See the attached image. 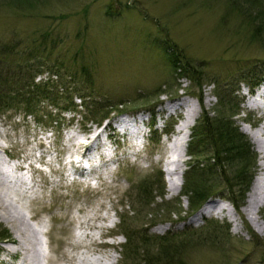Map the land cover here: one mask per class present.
I'll return each mask as SVG.
<instances>
[{
  "label": "rangeland",
  "instance_id": "1",
  "mask_svg": "<svg viewBox=\"0 0 264 264\" xmlns=\"http://www.w3.org/2000/svg\"><path fill=\"white\" fill-rule=\"evenodd\" d=\"M109 10L121 11L110 17L106 15ZM256 28L251 18L230 7L229 0H0V45L19 50L26 46V51H34L28 55L29 64L40 62L43 69L57 64L61 77L72 75L84 84L89 80L94 89V98L83 108L73 99L76 109L63 111V99L62 107H57L60 111L48 101L40 105L38 115L10 110L0 114V146L4 150L0 151V168L11 177L10 189L1 191L0 197L38 236L39 254L34 264L125 263V238L117 235L120 216L128 217L130 227L149 238L164 234L181 238L176 243L183 248L169 264H264V201L256 215L260 231L242 213L251 184L261 173V153L244 128L254 130L264 123L246 109L247 83H238L264 70V47L253 37ZM167 39L201 72L200 88L181 77L169 63V55L153 45L155 41L166 45L163 41ZM42 43L47 49H42ZM46 77V73L39 74L35 82ZM221 90L227 92L236 111L234 125L251 144L255 167L242 202L238 200L239 187L233 188L235 194L220 193L229 188L219 169L220 187L213 191L216 195L197 209L225 203L235 212V221L207 213L197 220L198 211L183 222L193 211L187 199L180 198V191L189 166L198 160L187 155L189 138L180 163L179 190L170 191L165 154L175 150V127L189 115L172 106L177 100L191 101L198 112L195 122L204 112L209 117L220 113L227 116L233 112L219 106ZM199 94L201 102L194 97ZM115 105L124 112L117 113ZM152 106L155 108L150 114H145ZM106 112H110V121L124 114L141 116L145 122L137 137L143 148L134 159L128 152L133 150L130 143L114 133L109 137L112 145L106 147L108 154L117 153L121 161L103 168L111 170L106 182L96 190L68 185L62 172H70L68 157L75 150L69 138L91 134L96 123L104 121L100 119ZM166 128L170 133L162 136ZM260 140L264 148V133ZM75 158H79L77 154ZM20 164L25 167L22 171L16 169ZM159 175L162 196H157L158 177L149 187L152 194L145 206L136 199L139 185ZM231 198L237 204L234 207ZM0 225L16 241L11 224L0 218ZM222 225H227L228 232L221 230L225 235L220 237L217 226ZM12 248V244L0 246V264L19 263L21 254L9 253ZM139 259L142 257L138 255L132 264H143Z\"/></svg>",
  "mask_w": 264,
  "mask_h": 264
},
{
  "label": "trees",
  "instance_id": "2",
  "mask_svg": "<svg viewBox=\"0 0 264 264\" xmlns=\"http://www.w3.org/2000/svg\"><path fill=\"white\" fill-rule=\"evenodd\" d=\"M232 3L235 6H232ZM229 4L235 12L251 18L252 23L257 25V28L253 30V37L264 47V0H231V2L229 0ZM120 11L115 13L109 10L106 15L114 17L120 14ZM153 43V45L163 49L167 56L169 55V63L175 71H178L181 77L188 79L192 86L201 87V72L185 58L183 59V56L177 52L176 46L172 42L167 39L163 41L166 44L163 46L160 44L162 41ZM41 47L42 49H47L45 43H42ZM24 48L25 50H19L17 47L0 45V114L10 110L13 112L24 111L29 115H38L40 108L42 109L40 105L48 101L54 105L52 107L60 111L57 107H62L60 102L63 99H65L63 111L75 110L77 106L74 104L73 99L79 100L80 106L83 108L84 106L82 105L86 101L90 102V99L94 98V89H92L89 80H86V84H84L78 80L75 81L76 77H72V75L61 77L57 71L59 69L57 64L56 67L52 65L46 69H43L44 64L40 62L32 61L33 63L29 64L28 55H33L34 51H26V46ZM168 52L171 53L168 54ZM44 73H46L47 79L35 82V77ZM262 74H264V70H261L257 75L253 74L255 76L248 79V81L240 80L238 83H247V86L253 87L259 83ZM84 90L89 91V93H85ZM194 97L201 102V94ZM218 97L219 106L223 110L233 113L227 116L220 113L216 114L215 117H209L208 112H204L193 126L190 141L188 142L187 155L198 160V162L195 166H189L190 170L184 176V185L181 189L180 198L187 199L189 210L193 212L208 197L216 195L213 191L215 188L220 187L219 169L225 176L224 179L227 182V188H229V191L220 193L235 194L233 188L239 187L240 189L237 190V192L240 191L238 200L242 202L252 177L251 170L255 167V154L252 151L251 144L247 137L238 131L232 121L236 111L230 105L231 99L229 95L225 90H221ZM152 108H155V106L148 107L146 110L152 111ZM114 109L116 112H124L118 110L116 105ZM109 114L110 112H106L101 116L100 120L102 121ZM38 119L41 120L40 117ZM216 168H218V171ZM160 176L154 177L155 179L152 182L147 180L139 185L136 199L141 200L140 202L143 201L145 206L148 205L152 194L150 193L152 190L149 187L154 184L158 177L161 179ZM159 185L160 194L157 196L161 197L162 179ZM229 201L233 205H237L234 198L229 199ZM129 220L126 216H120L119 218L120 225L118 230L125 236V244L122 246L125 261L123 264H132L133 260L138 258V255L142 257L139 260L143 264H159L161 261L162 264H164V261L165 264H169V260L183 248V245L176 243V240L180 241L182 240L181 238H174L172 235L156 236V239L149 238L142 231H138L136 228L132 229ZM217 229L219 233L221 230L226 232V234L228 232L227 225L217 226ZM213 235L218 237L221 235L220 237H222L225 234ZM10 239L11 236L8 230L0 225V242Z\"/></svg>",
  "mask_w": 264,
  "mask_h": 264
},
{
  "label": "bare ground",
  "instance_id": "3",
  "mask_svg": "<svg viewBox=\"0 0 264 264\" xmlns=\"http://www.w3.org/2000/svg\"><path fill=\"white\" fill-rule=\"evenodd\" d=\"M260 95L261 98L259 100V104L255 103V105H259L258 107H261L264 110V90L260 93ZM172 108L175 111H177L179 108H182L185 112H189L188 117H185V120L183 119L175 127L176 133L174 134L172 140V147L175 150L167 151L165 154V173L167 175V180L170 183V191L176 192L179 190V176H181L182 174V170H180L181 159L185 156L186 146L190 136V130L195 123L198 112L197 110H195L194 105L191 101L183 99L174 102ZM167 110L164 109V111ZM184 114L186 116V113ZM144 122L145 120L141 116H137L135 118H119L117 121L112 120L110 122V125L119 124L120 126L117 127H119V131L121 133L135 138L136 136L141 135V127H143ZM108 126L109 124L105 129L101 130L96 129L95 127L91 134L81 139H77L73 135L71 138H69V141L73 140L70 146L75 150L71 151V155L68 157V163L75 175L90 179L91 177H94V175L98 174L99 179H101V175L110 174V169H108L107 171L103 170V168H109L110 165L118 162V158L117 153L115 154V152L108 154L106 146L110 147V142H105L102 139V136L106 132ZM244 132L249 135V137L257 147V150L261 153L259 162L261 173H259V175L255 177L251 184L250 190L247 195L246 204L242 209V213L247 221H249L255 229L260 231L261 227L259 225H261V223H259L256 215L258 214L259 209L264 201V148L260 140V136L264 133V126H259L254 130H251L249 127H245ZM116 134L118 133L116 132ZM107 139H109V136L107 137ZM0 151L4 152L1 146ZM76 154L79 158H75ZM85 163H88V166H86ZM24 168L25 167L22 164L16 166V169L18 171H22V169ZM62 173L64 181L67 182L68 185H72L73 182L69 183L65 173ZM10 180V174H5L2 168H0V194L1 191H8L10 189ZM101 182L102 184H104L106 181L101 180ZM86 189H90L89 186H86ZM93 189L96 190L98 188L95 187L92 188V190ZM27 197L30 196L27 195ZM2 199L3 198L0 197V218L6 224H11V226L15 230V233L17 234L16 241H14L13 238L9 240V243L13 245V248L8 250V252L21 254L18 264H34L33 259L39 254L36 253L38 236L34 234V231L33 233L29 231V226L26 223V220L21 216L18 217L12 211H10V208L4 204ZM206 213L208 215L214 214L223 218L227 217L232 222L235 221V212H230L227 208V204L225 203L220 204L218 202H215L213 204H207V206H205L204 209H201V211H199L194 218L199 220L203 215H206ZM5 252H7V250Z\"/></svg>",
  "mask_w": 264,
  "mask_h": 264
}]
</instances>
